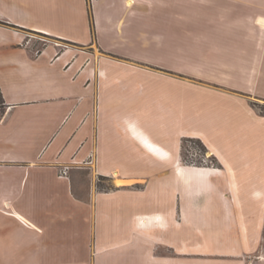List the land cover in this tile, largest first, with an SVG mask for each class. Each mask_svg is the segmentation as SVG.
<instances>
[{
  "label": "crops",
  "instance_id": "0c3cea01",
  "mask_svg": "<svg viewBox=\"0 0 264 264\" xmlns=\"http://www.w3.org/2000/svg\"><path fill=\"white\" fill-rule=\"evenodd\" d=\"M0 97V264H264V0H0Z\"/></svg>",
  "mask_w": 264,
  "mask_h": 264
},
{
  "label": "rangeland",
  "instance_id": "374dc122",
  "mask_svg": "<svg viewBox=\"0 0 264 264\" xmlns=\"http://www.w3.org/2000/svg\"><path fill=\"white\" fill-rule=\"evenodd\" d=\"M27 36V39L32 40L31 44L35 49H40L44 43L50 41V38L39 34L28 33ZM180 165L201 168L217 167L218 164L216 159L208 154L206 148L198 140L185 139L180 148ZM96 182L101 191L113 188L112 183L107 178L100 177L96 179ZM118 184L120 183L118 182Z\"/></svg>",
  "mask_w": 264,
  "mask_h": 264
},
{
  "label": "built area",
  "instance_id": "2783aa9c",
  "mask_svg": "<svg viewBox=\"0 0 264 264\" xmlns=\"http://www.w3.org/2000/svg\"><path fill=\"white\" fill-rule=\"evenodd\" d=\"M67 169H68V168H67V167H65L63 172H64V173H66Z\"/></svg>",
  "mask_w": 264,
  "mask_h": 264
},
{
  "label": "trees",
  "instance_id": "16d2710c",
  "mask_svg": "<svg viewBox=\"0 0 264 264\" xmlns=\"http://www.w3.org/2000/svg\"><path fill=\"white\" fill-rule=\"evenodd\" d=\"M2 103H3V102H2V99H1V97H0V106H2Z\"/></svg>",
  "mask_w": 264,
  "mask_h": 264
}]
</instances>
